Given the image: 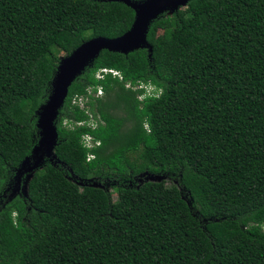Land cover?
I'll return each instance as SVG.
<instances>
[{
  "label": "trees",
  "instance_id": "trees-1",
  "mask_svg": "<svg viewBox=\"0 0 264 264\" xmlns=\"http://www.w3.org/2000/svg\"><path fill=\"white\" fill-rule=\"evenodd\" d=\"M132 20L116 0H0V189L37 137L53 48ZM146 41L149 56L100 50L69 84L54 158L25 197L0 196V264H264V0H188L152 19ZM139 82L156 95L139 99ZM88 87L101 93L85 112L71 99Z\"/></svg>",
  "mask_w": 264,
  "mask_h": 264
},
{
  "label": "water",
  "instance_id": "water-1",
  "mask_svg": "<svg viewBox=\"0 0 264 264\" xmlns=\"http://www.w3.org/2000/svg\"><path fill=\"white\" fill-rule=\"evenodd\" d=\"M116 1L123 2L133 11V20L129 28L116 37L106 38L96 36L89 38L81 42L68 54L59 57L49 82V93L45 101L40 104L35 111V126L38 129L39 140L36 145L32 146L30 154L31 156L35 155V158L37 157L38 159L33 161L31 165H27L26 169H24L25 171L34 169L38 163L41 164L40 158L43 153L49 156V161H52V158H54L52 149L56 142L57 134L53 120L57 115L58 108L62 105L71 81L74 80L84 67L92 62L99 51L106 49L108 51L125 54L137 48H145L149 56L151 47L146 41V32L149 22L163 12L171 14L176 9L184 7L188 0ZM38 150L40 151V155H36ZM28 156L18 165V173L24 168V164L28 163Z\"/></svg>",
  "mask_w": 264,
  "mask_h": 264
},
{
  "label": "rangeland",
  "instance_id": "rangeland-1",
  "mask_svg": "<svg viewBox=\"0 0 264 264\" xmlns=\"http://www.w3.org/2000/svg\"><path fill=\"white\" fill-rule=\"evenodd\" d=\"M160 36H161L160 31H156L155 38L159 39ZM53 52L59 57L64 56V54L57 49L53 48ZM55 119H56V117L54 118L53 123H54ZM35 121H36V116H35ZM38 140H39V135H38V129H37V137H35L33 139V145H36ZM39 153H40V151L38 150L36 155H40ZM28 157H29L28 163L24 164V166H23L24 168H22L20 170V173L17 172V168H18V166H17L13 170L11 180L6 184V186H4L3 188L0 189V196L5 198L6 200H8L14 196H19L22 198L25 197V195H26V185L25 184H26V181L29 178L30 174L32 172H34L35 170H37L39 168V166L45 160H49V156L47 154L43 153V155L40 158L41 164L38 163V165L34 169H30V170L25 171L24 169H26L27 165H31L33 163V161L38 159L37 157L35 158V155L31 156V154ZM142 180H153V181L163 180L165 186H167V187H169V186H175L176 187L177 186L175 180L171 179L165 173H160V174H156V175H153L150 173H142L136 177L137 182H141ZM78 185L80 186L81 191L87 192L85 186H82V184H78ZM88 186L101 188V185L98 183H95V182L90 183ZM114 198H115V195L113 194L112 199H114ZM5 199H3V200H5Z\"/></svg>",
  "mask_w": 264,
  "mask_h": 264
},
{
  "label": "built area",
  "instance_id": "built-area-1",
  "mask_svg": "<svg viewBox=\"0 0 264 264\" xmlns=\"http://www.w3.org/2000/svg\"><path fill=\"white\" fill-rule=\"evenodd\" d=\"M107 72H110L112 75H115L118 78H120V75H119V73L117 71L111 70V69H107V68H99L95 72L94 75H95L96 78H100L102 76V74L107 73ZM125 86H128V84H125ZM135 87L142 89V92L138 96L139 99L142 98V96H144V95H152V94L156 95V93L152 92L153 87L150 84H143V83L139 82V83L135 84ZM100 93H101L100 87H96L95 92H92L91 89H90V87H88L86 89V94L85 95H76V96H73L72 99H71V103L77 104L78 107L85 109V112H87L86 107H85V103H86V101L88 99V95L89 94L99 95ZM88 116H89L88 125L90 127H93L95 125V121L91 117L90 114H88ZM63 123H67V122L64 120ZM74 124L75 125H81L82 122L81 121H76L73 124L70 123V122H68L66 124V126H68L69 128H72L74 126ZM81 141H82V145L84 147L88 148V149L90 147L98 144V141L94 140L89 134H83L81 136ZM90 158H92V155L88 153L86 155V159H90ZM262 230H264V223L262 224Z\"/></svg>",
  "mask_w": 264,
  "mask_h": 264
}]
</instances>
